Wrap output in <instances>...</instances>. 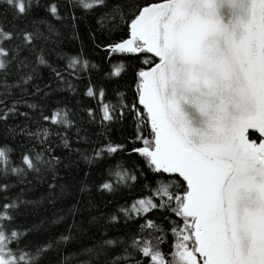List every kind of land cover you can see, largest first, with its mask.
<instances>
[{
    "label": "snow or ice",
    "instance_id": "6c2138e0",
    "mask_svg": "<svg viewBox=\"0 0 264 264\" xmlns=\"http://www.w3.org/2000/svg\"><path fill=\"white\" fill-rule=\"evenodd\" d=\"M0 264H264V0H0Z\"/></svg>",
    "mask_w": 264,
    "mask_h": 264
}]
</instances>
